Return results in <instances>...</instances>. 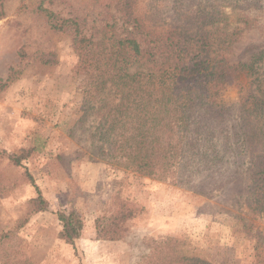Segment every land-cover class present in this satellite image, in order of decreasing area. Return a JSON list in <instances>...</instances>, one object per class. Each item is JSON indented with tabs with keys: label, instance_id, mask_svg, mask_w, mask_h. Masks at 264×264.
Segmentation results:
<instances>
[{
	"label": "rangeland",
	"instance_id": "obj_1",
	"mask_svg": "<svg viewBox=\"0 0 264 264\" xmlns=\"http://www.w3.org/2000/svg\"><path fill=\"white\" fill-rule=\"evenodd\" d=\"M248 1L226 6V24L189 29L185 61L220 54L245 61L264 48V0L257 6ZM190 2L183 0L181 9ZM45 10L74 20L96 52L111 33L131 29L134 16L144 27L132 35L150 50L149 39L163 37L175 13L171 0H0V264H137L153 240L167 236L180 240L188 255L213 264H264V216L247 213L246 167L226 158L216 172L217 187L203 195L96 155V110L114 95L92 92L89 55L71 43L72 25L53 28ZM156 45L158 58L179 53ZM237 96L232 85L221 99L235 102ZM23 149L29 155L14 165L8 155ZM25 169L45 198V211L31 213L28 199L36 192ZM122 206L135 215L124 222L121 239L97 240L95 218ZM70 210L83 219L74 249L57 237L56 214Z\"/></svg>",
	"mask_w": 264,
	"mask_h": 264
},
{
	"label": "trees",
	"instance_id": "obj_2",
	"mask_svg": "<svg viewBox=\"0 0 264 264\" xmlns=\"http://www.w3.org/2000/svg\"><path fill=\"white\" fill-rule=\"evenodd\" d=\"M171 1L174 25L163 32V37L149 39L150 50L132 35L144 27L135 16L131 29L111 33L96 52L91 36L83 34L74 20L57 18L45 10L53 28L72 25L71 43L89 55L92 92L101 94L108 89L114 95V99L101 100L96 110L100 113L92 134L96 155L140 176L169 180L203 195L215 190L216 172L226 158H231L233 165L249 171L247 213L264 216V48L254 50L245 61L231 62L220 54L186 62L189 29L226 24V6L234 9L239 0L208 6L202 0H191L189 7L182 9L183 0ZM248 3L257 6L260 0ZM241 20L248 22L245 17ZM161 42L168 53L171 47L179 53L158 58L154 50ZM232 85L238 88L237 100L224 102L221 94ZM28 155L23 149L8 158L20 166ZM24 174L36 192L28 199L31 213L45 211V198L33 176L27 169ZM56 215L60 223L57 237L74 249L83 229L81 215L75 210L58 211ZM134 215L132 208L122 206L95 218V238L121 239L124 222ZM137 264L213 263L188 255L180 240L167 236L153 240Z\"/></svg>",
	"mask_w": 264,
	"mask_h": 264
}]
</instances>
